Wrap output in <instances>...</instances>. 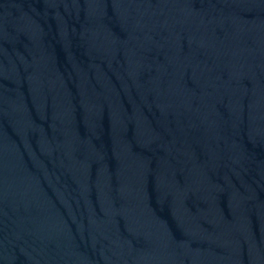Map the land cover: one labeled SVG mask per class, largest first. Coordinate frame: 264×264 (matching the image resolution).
<instances>
[{"label": "water", "instance_id": "water-1", "mask_svg": "<svg viewBox=\"0 0 264 264\" xmlns=\"http://www.w3.org/2000/svg\"><path fill=\"white\" fill-rule=\"evenodd\" d=\"M0 264H264V0H0Z\"/></svg>", "mask_w": 264, "mask_h": 264}]
</instances>
